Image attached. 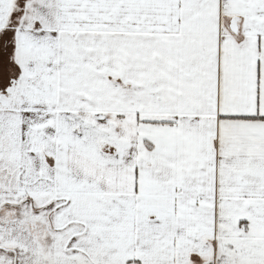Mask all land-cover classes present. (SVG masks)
<instances>
[{"label": "snow or ice", "instance_id": "1", "mask_svg": "<svg viewBox=\"0 0 264 264\" xmlns=\"http://www.w3.org/2000/svg\"><path fill=\"white\" fill-rule=\"evenodd\" d=\"M0 264H264V0H0Z\"/></svg>", "mask_w": 264, "mask_h": 264}]
</instances>
